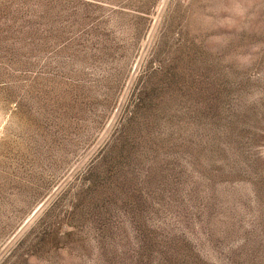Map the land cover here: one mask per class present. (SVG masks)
<instances>
[{
  "label": "rangeland",
  "instance_id": "1",
  "mask_svg": "<svg viewBox=\"0 0 264 264\" xmlns=\"http://www.w3.org/2000/svg\"><path fill=\"white\" fill-rule=\"evenodd\" d=\"M0 264H264V0H0Z\"/></svg>",
  "mask_w": 264,
  "mask_h": 264
}]
</instances>
